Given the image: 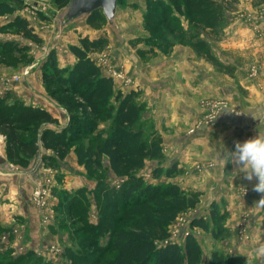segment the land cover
<instances>
[{
	"label": "crops",
	"instance_id": "obj_1",
	"mask_svg": "<svg viewBox=\"0 0 264 264\" xmlns=\"http://www.w3.org/2000/svg\"><path fill=\"white\" fill-rule=\"evenodd\" d=\"M239 1L238 8L230 14V23L224 29L223 42L218 43L223 54L220 52L214 54L223 65L222 67L215 66L203 56L199 57V54L198 56L187 46H177L169 56L158 57L155 63L143 64L134 61L133 68L132 66L130 68L133 69V76L129 78L130 83L121 82L123 87H129L127 90L120 87L114 79L117 89L124 93L135 92L136 102L142 106L145 104L146 110L143 108L141 119L147 120V123L151 124L156 131L153 135L162 139L164 159L162 161L147 160L145 168L139 172V175L144 178V175H149L151 180L147 181L152 184H168L169 182L180 186L185 191L201 192L200 203L194 209L198 210L199 207L210 209L214 203L220 208L223 207L224 210H221L227 211L230 215L226 221V227L231 233L229 240H215L212 236L211 239L206 238V240L215 242L220 249H229L236 253L239 249L235 237L237 219L243 211L248 209L255 213L256 208L260 209L263 205L257 203L261 199V194L252 190L256 180L247 181L242 174L236 176L234 172L236 166L231 162L224 166L219 159V153L224 148L229 152L235 151L236 142L243 143L259 133L264 135V36H258L252 30V24L244 18V15L253 14L256 11L254 0ZM81 29L85 33L84 36L92 34L93 31L97 32L88 24L82 26ZM97 34L90 35L89 38L97 39L99 37ZM78 43L79 39L72 45ZM114 52L117 56L122 53L121 50L116 49ZM95 54L91 56L97 60ZM120 58H123L122 54L119 55L118 59ZM57 62L61 68H64L73 66L77 59L68 48L57 53ZM123 63H126L124 59ZM253 64L261 67L257 80L249 76ZM31 83L33 82L29 80L28 89L26 88L28 92L25 91L24 95V91L20 88L16 90L18 95L24 97L27 105L47 110L60 121V124L62 120L67 119L63 115L64 111L61 106L52 97H48L44 89V94L39 92L40 95H35ZM208 98L225 100L228 109L213 123L203 124V113L207 112V108L202 106L201 101ZM138 100L141 102L139 103ZM237 113L240 114L237 115ZM60 124L57 127H60ZM144 132H146L145 129ZM107 135L108 133L104 138ZM43 156L55 157V154L52 151L41 149L39 154L32 159L29 167L21 168L13 165L6 157L5 138L0 135V229L9 231L21 228L20 230L26 236L27 246L35 252H41L38 256L47 261L53 255L56 256L48 250L51 244H55V239L64 241V239H69V234H71L69 228L60 223L62 220L70 223L66 218L67 211L61 206L64 195L74 196L81 192V196L84 193V196L80 198L85 197L88 204L86 206L81 204V207L86 208L87 215H91L94 201L97 220L92 224L97 225L100 221L97 200L101 201L97 197L98 184L108 185L109 188H119L123 179L113 173L106 156H102V168L94 175L83 164L77 162V155L73 148L57 168L45 166ZM104 161L107 162V166ZM201 163H211L208 164L210 168L199 169ZM174 165L177 172L172 177L167 178L162 175L153 179L154 169L157 167L168 169ZM106 169L114 182L107 175L105 178L95 176ZM149 170V173L144 174ZM59 172L66 175V180L61 186L54 180L55 174ZM78 172L92 179V181L88 180L92 186H87L83 177L82 181L78 176L75 177L74 175ZM69 175L75 177L74 181ZM161 178L166 179L167 182H157ZM36 188L52 190L51 214L52 217L54 215L56 217L50 228L42 224L44 216L33 202V190ZM77 208L78 206H75V209ZM189 210L191 209L187 211ZM253 221L256 222L257 218ZM71 222L81 223L77 220ZM64 230L67 233L62 238L63 232L59 231ZM197 231L205 233L199 228L190 227V232L202 243L199 239L202 236L201 234L198 236ZM258 241L253 238L251 245H243L240 248L244 247L246 254H255L256 249L264 245ZM61 251L64 253L65 249Z\"/></svg>",
	"mask_w": 264,
	"mask_h": 264
},
{
	"label": "trees",
	"instance_id": "obj_2",
	"mask_svg": "<svg viewBox=\"0 0 264 264\" xmlns=\"http://www.w3.org/2000/svg\"><path fill=\"white\" fill-rule=\"evenodd\" d=\"M10 1L14 4L20 2V0L0 2V15L14 12L15 6L9 3ZM51 1L59 10H63L71 0ZM229 1L167 0L166 3L160 0L158 6L163 13L161 19L169 27L172 21L167 17L170 11L175 9L192 24L216 34L222 27L223 19L231 18L230 14V16L225 14V6ZM86 18L89 26L100 29L101 22L106 17L102 10H96ZM10 27L15 28L18 34L36 44L43 43L42 36L35 33L26 18L16 16L11 21ZM108 43L106 36L97 39L84 36L79 38L77 45L69 47L70 52L77 59L73 66L61 68L55 52H52L47 60L51 67L54 89L56 88L50 94L52 98L55 99V95L63 94L75 99L77 106L86 113L85 120L93 132L100 120L110 121L106 138L100 139L96 136L88 145L76 146L75 152L77 162L83 164L93 175L102 168V156L109 159L111 170L117 177L122 178L123 182L119 188H109L108 185L98 184L97 197L103 203L102 211L106 209L111 213L120 205L128 207L122 219L129 227L120 228V230L110 228V224H105L106 216L103 220L101 216L97 225L86 221V226L89 228L87 232H95L94 238L97 235L101 237L107 232L112 234L109 249L114 255L107 264H203L204 251L192 232H188L184 243L180 244L171 239L172 234L168 230V226L177 219L179 214L196 208L200 203L201 192L185 191L180 186L169 182L168 184H152L139 175V172L145 168L147 160L162 161L164 159L162 139L151 135L147 140L144 126L141 124L143 106L136 102V93L133 91L124 93L117 89L114 78L105 74L98 60L91 56L95 52H103ZM193 47L200 56L215 66H223L212 54L213 52H210L205 41H196ZM12 91L10 89L3 97L0 96V135L5 138V153L8 161L21 168H27L40 150L45 149L55 154V157H42L45 166L57 168L77 142L75 136L67 135L65 129H57L60 124L58 119L47 110L16 101ZM63 107L70 114V108ZM71 120H74L73 116ZM176 172L175 165L168 169L157 167L153 170L152 177L154 179L165 175L170 178ZM80 193L74 196L64 195L61 206L67 211V219L71 213H77L78 208L75 209V206L88 204L85 197L80 198L84 196V193L81 196ZM84 206L79 214L81 217L77 216V222L85 223L83 219L84 215H87V210ZM209 212V219L203 216L193 218L190 227L199 228L211 234L214 239L226 237L229 228L225 223L229 213L222 211L215 203L212 204ZM90 249L95 252L94 248ZM64 253L69 260H72V264L77 261L78 253L73 252L72 249L66 248ZM84 255L92 259L89 254H83V257ZM34 257L33 251L30 250L18 259L23 262ZM39 261L42 264H48V261L41 257ZM207 264H236V261L234 257L215 250Z\"/></svg>",
	"mask_w": 264,
	"mask_h": 264
},
{
	"label": "rangeland",
	"instance_id": "obj_3",
	"mask_svg": "<svg viewBox=\"0 0 264 264\" xmlns=\"http://www.w3.org/2000/svg\"><path fill=\"white\" fill-rule=\"evenodd\" d=\"M4 1L5 0H0V2ZM159 1L160 0H119L114 23H110L106 18H104L101 22L102 26L100 29L93 28V30H97V32L92 30V34H86L88 37H91L98 33L99 37L106 36L109 40L108 46L105 50L103 52H95L96 54L94 55L95 58L100 61V65L102 67L108 64L107 66L110 65L117 70H123L126 77L130 78V76H133V69L130 68L134 61H139L143 64H151V62L155 63V60H157L158 57L169 56L173 49L177 46H187L198 55L197 51L193 47V44L196 41H205L210 52H213L212 54L216 55L217 52L223 54L219 49L218 43L223 42L225 35L224 29L231 21L230 17L223 19L221 24L222 27L218 29L216 34H214L204 31L201 27L194 25V23L192 24L187 18H185V16L179 15L177 11L173 9L167 17V19H171L172 21V25L169 27L167 24H164V21L161 19V15L163 13L160 11L161 9L158 6ZM163 1L167 3V0ZM9 3H11V1ZM239 3V0H234L232 2L230 0L228 5L225 6V14L230 16L229 14L238 8ZM11 4L15 6L14 12L0 15V82L10 80L14 76H21L19 82L9 84V87H12L11 90L14 92L13 97L16 98V101L28 104L23 99L24 97L18 95L16 90L20 88L24 91L23 95L26 94L25 91H27V84H29V80H31L33 82L31 83V87H33L35 95H40L39 92H43L44 94V91H46L49 97L50 94L54 92L56 88L54 89V81L50 73L51 67L47 62L48 57L52 52H55L57 55L58 52L68 49L74 42L83 37L85 33L81 27L87 24V18L86 16L80 17L70 24L66 23L62 32H60L58 27V18L62 10H59L53 1L20 0L17 4ZM253 4H255L256 7L255 12L264 8V0H254ZM16 16L29 20V23L35 30V33L42 36V44H36L32 40L18 34L15 28L10 27L11 21L14 20ZM171 27L174 28L172 29ZM115 49L122 51L121 54L123 58H120V60L118 57L121 54L117 56L114 52ZM110 52L113 53L111 54ZM104 56H106V58H104ZM227 56L229 55L227 54ZM123 59L126 63H123ZM103 60H105V62H103ZM255 65L257 64H253L251 67ZM107 66L103 68L105 73H108V69L106 68ZM24 70L28 71V75L26 77L21 75ZM121 81L122 80H117L118 85L122 88H126L127 90L129 87H123L124 85ZM5 89L6 86L2 87V89L0 88V96L3 97L5 93L4 91V94L1 93V90ZM139 94H141V92ZM55 97L56 98L53 99L61 106L64 111L63 115L67 117V119L61 121L60 127H57V129H65L67 131V135L71 134L75 136L77 142L74 144L73 150L76 149V146L88 145V143L94 140L93 138L96 136L101 139L109 132V120H100L98 122V127L95 128L93 132V130L89 129V125L85 120V118H87L86 113H84L83 109L77 106L75 99L67 97L63 94L60 96L55 95ZM216 101L217 100L214 98H208L205 100V103H215ZM140 102L141 101H139V103ZM203 102L204 101L202 100L201 104H203ZM56 106L58 107V105ZM63 106L70 108V114ZM143 108L146 110L145 104H143ZM203 114L204 117L202 121L205 120L207 112ZM71 116L74 117V120H71ZM147 122V120L141 119V124L146 130L145 136L147 140H149L150 135L156 134V131H154V127ZM104 163L105 166H107V162L104 161ZM208 164L211 163H201V169H204ZM208 168H210V166ZM149 172L150 170L144 174ZM106 175L110 177L112 182H114L113 177L109 176L107 169L102 170L101 173L95 176L100 178L103 176L105 178ZM74 176H78L81 181L83 177V180L85 181L84 183L88 184L87 186H92V184L89 183L92 179H88L86 175H82L78 172L77 175ZM144 176L146 180H151L149 175ZM75 177H73L72 181H74ZM54 180L61 186V184L66 180V175L61 172L58 174L56 173ZM157 182L166 183L167 180L161 178ZM74 184H76V182H74ZM97 205L99 208L100 220L101 216H103L102 220L105 219L106 216L104 221L105 224H110V228L120 230V228L129 227L122 219L123 213L128 207L120 205L118 209L109 213L106 209L102 211L103 203L101 201L97 200ZM82 207L81 204H79L78 208L80 209H78L77 213L70 214L68 217V222L70 223L65 225L66 223L63 220L60 222L63 226L65 225L66 228H69L71 234H69V239H64V241L56 238L54 245L59 246L61 250L69 248L72 249L73 252L75 251L78 253V255H76L77 261L74 262V264H107L108 260L114 255L109 249L112 234L107 232L105 235L101 234V237L97 235L94 238L95 232H87L89 228L86 226V221L88 220L89 223L92 224L97 220V211L94 201L92 204L91 215H84L83 222L85 223L74 225L71 221L77 220V216L81 217L79 214ZM262 208L263 207L260 209L256 208L255 213L247 209L243 211L241 216L237 219L238 223L236 226L237 229L235 231V237L236 242L239 244L238 253L232 252L229 249H220L219 246H216L215 242L206 240V238L211 239V234L207 233V235H205V233L197 231V235L200 236L201 234L202 236V238H199L202 243H199L204 251L203 264H207L209 262L211 254L215 250L234 257L236 264H264V256H257L255 254L249 255L246 254V249L244 247L240 248L243 245H251L253 238L259 240L258 242L264 243V210ZM221 209L224 210L223 207ZM209 210L210 209L206 207H199L198 210L191 209L189 211L185 210L182 212L178 219L168 226V230L172 234L171 239L177 243L183 244L186 234L190 232L191 220L202 216L209 219ZM46 215L48 216V222H44L43 220L42 224L50 228L56 215L53 214L54 217H52L50 212H47ZM256 218L257 221L254 222L253 219ZM20 229L19 227L9 231L0 229V264H42L40 263L41 260L39 261L40 256L27 246L26 236ZM15 230L19 232L18 236H12ZM59 232H63L62 238L64 237V234L67 233L65 230ZM6 234L10 235V238L6 239ZM230 236L231 233L229 230L226 237L215 240L227 239L226 241H228ZM90 248H94L95 252ZM30 250L33 251L35 257L28 261L21 262L18 258L25 255ZM83 254H89L92 259L86 257V255L83 257ZM55 255L56 256L53 255L51 257L53 261L51 259L47 260L48 264H72V260H69L68 257L65 256V253H62V251L61 253H56Z\"/></svg>",
	"mask_w": 264,
	"mask_h": 264
},
{
	"label": "built area",
	"instance_id": "obj_4",
	"mask_svg": "<svg viewBox=\"0 0 264 264\" xmlns=\"http://www.w3.org/2000/svg\"><path fill=\"white\" fill-rule=\"evenodd\" d=\"M244 18L249 21L252 24L253 27V31H255V33L259 36H264V8L259 10L258 12H254L253 14H248V15H244ZM104 58H106V56H104ZM103 62H105V60H103ZM98 64L100 65V61H98ZM108 65V64H107ZM104 65L102 67L105 68ZM107 70V74H109L110 76H112L114 79L116 80H122L123 84H129L130 83V79L129 77H126V75L124 74L123 70H117L114 67H111L110 65L106 67ZM260 65H255L253 67L250 68L249 71V76L251 79L253 80H257L260 76ZM104 71V70H103ZM22 76L26 77L28 75V71L24 70V72L21 74ZM21 76H14L12 79L10 80H4L0 82V88L2 89V87L6 86L5 90H1V93H5V91L10 90L11 88L9 87V84H14L15 82H19ZM121 81V82H122ZM260 87H262L260 85ZM3 93V94H4ZM202 106H204L205 108H207V114L205 115V120L202 121L203 124H211L213 123L218 117L219 115L216 117L215 120L211 121V117L215 116L217 113H219L221 111L220 114H222L224 111H226L228 109V105L226 103L225 100H217L215 103H205V101L203 102ZM209 167V165H206L205 168ZM199 169H201V167H199ZM51 196H52V190L48 189V188H36L33 191V202L34 204L38 207L39 211L41 212V214L44 216V222H48V216L46 215L47 212L51 213ZM263 210H264V205H263ZM18 231L15 230L14 234H12V236H18ZM7 238H10V235L6 234ZM49 252H52L54 254L56 253H61V248L57 245L51 244L48 248ZM38 255H41V252H36Z\"/></svg>",
	"mask_w": 264,
	"mask_h": 264
},
{
	"label": "clouds",
	"instance_id": "obj_5",
	"mask_svg": "<svg viewBox=\"0 0 264 264\" xmlns=\"http://www.w3.org/2000/svg\"><path fill=\"white\" fill-rule=\"evenodd\" d=\"M220 113L221 111L211 117V121L215 120ZM219 159L224 166L229 162L234 164L236 176L242 174L247 181L256 180L252 190L261 194V199L257 203L264 205V135L259 133L243 143L236 142L235 151L232 152L224 148L219 153ZM255 255L264 256V245L256 249Z\"/></svg>",
	"mask_w": 264,
	"mask_h": 264
},
{
	"label": "water",
	"instance_id": "obj_6",
	"mask_svg": "<svg viewBox=\"0 0 264 264\" xmlns=\"http://www.w3.org/2000/svg\"><path fill=\"white\" fill-rule=\"evenodd\" d=\"M119 0H71L65 7L59 18L58 24L62 31L66 23H70L80 17H85L96 10H102L110 23H114Z\"/></svg>",
	"mask_w": 264,
	"mask_h": 264
}]
</instances>
